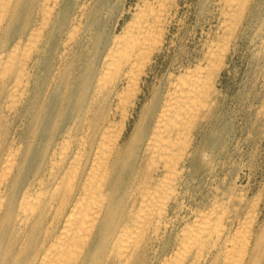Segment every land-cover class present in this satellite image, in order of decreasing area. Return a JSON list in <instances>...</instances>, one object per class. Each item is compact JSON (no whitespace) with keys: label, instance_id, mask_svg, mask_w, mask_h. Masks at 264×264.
I'll return each instance as SVG.
<instances>
[{"label":"bare ground","instance_id":"bare-ground-1","mask_svg":"<svg viewBox=\"0 0 264 264\" xmlns=\"http://www.w3.org/2000/svg\"><path fill=\"white\" fill-rule=\"evenodd\" d=\"M174 1L142 0L118 32L104 36L88 1L0 0V264L256 263L263 231L254 209L230 224L218 202L185 210L193 125L212 104L227 52L211 44L204 62L159 76L153 62ZM220 1L231 33L250 7ZM111 73L117 81L104 91L107 111L87 119ZM115 95L127 102L118 121L108 112ZM137 107L141 121L127 132Z\"/></svg>","mask_w":264,"mask_h":264},{"label":"rangeland","instance_id":"rangeland-1","mask_svg":"<svg viewBox=\"0 0 264 264\" xmlns=\"http://www.w3.org/2000/svg\"><path fill=\"white\" fill-rule=\"evenodd\" d=\"M66 1L72 7L77 0ZM78 1L83 2V0ZM87 1L90 4L89 11L95 29L104 36H111L118 32L125 21L132 17L136 4L142 2V0H84L86 3ZM244 3L250 7H248L249 13H245L242 19H234L233 33H230L229 30L224 31L222 27L223 1L175 0L171 2L164 13L165 26L168 27L169 32L166 34L163 50L158 52L153 66L157 74L162 76L168 69L178 71L183 66L193 65L199 61L204 62L205 52L211 44L218 51L224 45L226 46L222 49L227 53H224L223 62L219 65L214 77L216 90L211 97L212 104L206 111L199 114V118L193 125L194 155L188 160L187 169L185 168L183 172L182 197H184L186 211L189 204L193 207L200 206L208 209L214 202H218L221 208L226 210L223 215L227 223L230 218L233 219L232 223H236L247 210L254 209L257 213L256 227L260 226V231H263L255 264H264V0H244ZM222 34H225L224 40ZM39 37L42 38L41 33L34 40L38 41ZM224 41L230 43L225 44ZM218 42L220 46L222 45L220 48ZM72 66L73 62H70L68 67H71V72ZM113 73L111 74L114 76L106 74L105 79L108 81L104 79V90L94 98L92 97L90 105L94 111L87 112V119L95 115L100 116L107 111L104 91L106 92L108 87L116 83L117 77ZM59 89L60 92L66 93L64 84ZM122 94L121 100H124L125 95H128L125 92ZM89 95L87 89L81 93L83 106L89 103ZM99 95L102 96L99 97ZM124 101L121 103L117 95L110 99L108 112L114 121L121 118V111H124L127 104ZM146 102L150 103V100ZM143 105L139 104L144 107L143 114H145L146 104ZM141 107H137L134 116L130 117L127 132L141 121L139 120ZM33 156L34 153L26 164V173L33 167ZM185 210L180 213L186 214L185 217H187L188 213ZM219 210L222 211V209Z\"/></svg>","mask_w":264,"mask_h":264}]
</instances>
